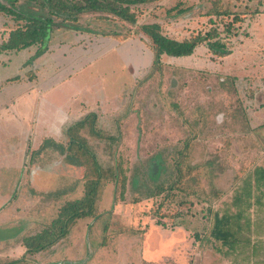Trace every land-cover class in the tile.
<instances>
[{"label": "rangeland", "instance_id": "obj_1", "mask_svg": "<svg viewBox=\"0 0 264 264\" xmlns=\"http://www.w3.org/2000/svg\"><path fill=\"white\" fill-rule=\"evenodd\" d=\"M215 1L154 0L132 7L133 25L82 14L78 29H53L42 56L33 59L36 47L0 55V104L27 83L29 74L45 73H38L36 85L44 97L39 139L24 140L25 162L36 161L39 168L36 180L22 181L16 170L0 172L7 176L0 194L11 198L8 206H20L19 199L28 196L34 202L40 198L39 208L29 214L35 215L32 232L84 190L79 167L53 145L64 147L63 133L75 118L57 122L49 112L54 107L68 112L83 103L79 120L96 113L98 129L114 141L95 139L87 129L80 135L100 166L118 165L126 176L123 194L113 182L103 183L94 216L78 222L62 245L19 264H264V189L257 191L253 182L254 169L264 166V38L252 26L253 12L261 11L264 0H220L221 10L241 17L228 32L232 16L207 15ZM59 21L55 26L73 25ZM152 23L177 41L216 28L227 50L218 56L203 43L188 57H161L160 69H152L148 38L140 31ZM22 24L0 13V42ZM112 33L129 34L119 40ZM65 46L67 52L82 48L89 57L84 51L80 56L90 61L68 67V55L59 54ZM37 142L44 146L41 151L32 150ZM176 161L192 173L166 196ZM158 184L165 190L153 197L149 193ZM157 209L167 215L160 218L164 226L156 225ZM239 211L237 244L228 249L211 235L214 214Z\"/></svg>", "mask_w": 264, "mask_h": 264}, {"label": "trees", "instance_id": "obj_2", "mask_svg": "<svg viewBox=\"0 0 264 264\" xmlns=\"http://www.w3.org/2000/svg\"><path fill=\"white\" fill-rule=\"evenodd\" d=\"M152 1L154 0H0V13L23 23L21 26L9 31L7 38L0 42V55L36 47L32 57L33 59L39 57L47 51V42L53 29L55 27L78 29L76 24L82 14H95L97 18L103 20L116 18L119 21L133 25L136 22V15L132 7L145 5ZM212 4L208 10V16L217 18L232 16L231 22L225 27L227 32L234 23L241 21L239 15H234V13H230L226 9L221 10L220 0H216ZM253 13L257 15L260 10H255ZM55 19L60 20L59 23L63 25L69 23L73 25H59L58 27L55 26ZM140 31L148 38V47L153 54L152 69L155 70L160 69L161 57H188L193 54L195 48L203 43L208 44L212 53L218 56H222L219 50H227V45L220 38V32L216 28L209 30L203 35H194L181 41L163 35L159 24L156 23L142 25ZM112 34L115 38L124 40L129 33L124 35ZM103 35L106 36L107 34L103 33ZM30 64L29 62L27 65ZM31 75H28L30 79H32ZM83 129H87V133L95 139L112 141L115 139L98 129L97 115L94 112H89L80 120L68 125L63 133L65 137L64 147L61 145L60 147L63 150V154L69 157L82 173L81 178L84 179L83 195L79 199L65 202L49 224L43 225L41 230L33 235L23 237L21 245L24 248V253L14 263L24 261L28 256L47 252L65 239L78 222L93 217L96 211L98 193L104 182H113L116 192L123 194L126 183L124 172L118 165L103 168L98 164L85 138L80 135ZM41 146L40 149L44 147L43 145ZM179 155L183 156V152H180ZM180 161L175 162V177L166 190L161 184H158L155 187V191L149 193L150 195L158 196L165 190L166 196H168L171 190L180 188L181 185L179 186V184L181 181L192 173V169L182 171ZM253 182L257 191L264 189V166L254 169ZM246 194L249 196V192H246ZM247 206H249L248 203ZM159 209L155 212L157 217L156 225L164 226L161 219L167 215L160 216ZM240 217V211L235 216H220L215 213L211 230L213 239L220 242L223 246H227L228 249H233L234 245L237 244L236 234L241 228L238 223ZM233 219L236 221H233Z\"/></svg>", "mask_w": 264, "mask_h": 264}, {"label": "crops", "instance_id": "obj_3", "mask_svg": "<svg viewBox=\"0 0 264 264\" xmlns=\"http://www.w3.org/2000/svg\"><path fill=\"white\" fill-rule=\"evenodd\" d=\"M255 16L256 19L253 20L252 23V26H254L253 29L254 28L259 29L258 32L255 33L257 35H260L261 38H264V24L261 26L258 21V18L264 16V6L261 9L260 13H258ZM49 46L50 45H48V47ZM70 46H65V49H63V51H60L59 53L61 54V57H65L68 55L67 56L68 67L76 66L79 68L85 62L87 63L88 61H90V58H83V56H80L82 54L81 52L84 51L86 53V56L89 57L88 52L80 47H74L70 52H67L66 49H68V47ZM89 52H91L92 54L94 51L93 52L89 51ZM79 62L80 65L78 64ZM39 72L45 74L43 73V70L40 71L38 70L37 72H34L31 75L32 79L27 77L28 79L27 83L25 82L21 83L20 85H18L20 86L18 91H14L13 93L11 92L13 96L8 99L9 101L5 100V102L0 104V172L4 171L7 174L9 172L16 170L21 174L20 179H22V181L25 180L27 182L29 180L34 182L36 180V175H37L36 172L39 171V168L36 167L37 164L36 161L25 162V149H24L25 139L27 141L30 140L31 142L33 141V139H35L36 141H38L39 139V132H38L39 113H40L39 100H41V98L44 99V97H39V93L41 90L40 88L36 87V85L39 86L40 84V83L38 84L39 81L38 77L42 76V74L41 75L38 74ZM71 72L73 71H70V73ZM27 84H31V85L27 86ZM1 87L2 85H0V89ZM4 94L7 95V92L3 93V95ZM82 105L83 103H80L79 105L73 104L72 105L73 107H71L68 112H62L63 111L62 109H59L58 107H54L52 110H49V112L51 111L50 116L51 117L54 116L53 118H55L57 122L59 121L64 122L65 120H66L65 122H68L69 119L73 117L75 119H73L72 122H70V124H72L79 120L76 119V117L80 115L81 113L80 108ZM20 110H24V115L19 114ZM10 112L13 113L12 116L8 115ZM13 137H17L20 140L15 144L9 143L8 141ZM50 142H52L51 139ZM53 145H55L56 147H60V144L57 142L53 143ZM40 147L41 146L39 142H37L35 147L34 146L32 147V150L41 151L42 149H40ZM36 151H32V153ZM6 181H7V176L0 174V188L6 187L7 185ZM35 197H36L35 202L32 196L31 197L28 196L27 199L29 201L28 200L24 201L19 199L18 205L20 206H8L9 202L11 201V198H9V196L6 194L5 195L0 194V205H1L0 206V249H2L0 251V260H3V264H19V263H14V261L19 260L22 254L24 253V248L21 245V240L23 237H25L23 235H25L26 231L29 229L31 232H29V234L26 236L34 234V232L32 231L36 227L34 226L35 222L33 221L35 215L34 214L29 215V214L33 213L35 209L39 208L40 198L38 196ZM25 206H27L28 209L25 210L24 209ZM63 241L59 242L50 250H55L60 244L61 245L63 244ZM47 252L40 254H45ZM40 254H37V256H39ZM34 256H28V257H34Z\"/></svg>", "mask_w": 264, "mask_h": 264}]
</instances>
